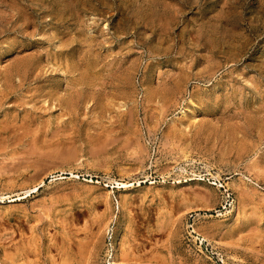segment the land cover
<instances>
[{
	"label": "rangeland",
	"instance_id": "1",
	"mask_svg": "<svg viewBox=\"0 0 264 264\" xmlns=\"http://www.w3.org/2000/svg\"><path fill=\"white\" fill-rule=\"evenodd\" d=\"M0 264H264V0H0Z\"/></svg>",
	"mask_w": 264,
	"mask_h": 264
},
{
	"label": "bare ground",
	"instance_id": "2",
	"mask_svg": "<svg viewBox=\"0 0 264 264\" xmlns=\"http://www.w3.org/2000/svg\"><path fill=\"white\" fill-rule=\"evenodd\" d=\"M125 187H126V186H125ZM116 247H117V246L115 245V246H114V249H115L116 252H117L116 254H118L119 252L117 251ZM119 256H120V255H119ZM117 258H120V257L117 256Z\"/></svg>",
	"mask_w": 264,
	"mask_h": 264
}]
</instances>
